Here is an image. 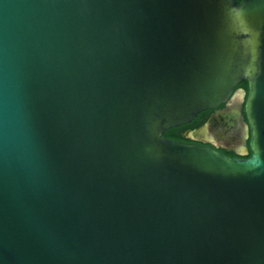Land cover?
Here are the masks:
<instances>
[{"label": "water", "instance_id": "95a60500", "mask_svg": "<svg viewBox=\"0 0 264 264\" xmlns=\"http://www.w3.org/2000/svg\"><path fill=\"white\" fill-rule=\"evenodd\" d=\"M0 264H264V0H0Z\"/></svg>", "mask_w": 264, "mask_h": 264}, {"label": "flooded vegetation", "instance_id": "af4514ba", "mask_svg": "<svg viewBox=\"0 0 264 264\" xmlns=\"http://www.w3.org/2000/svg\"><path fill=\"white\" fill-rule=\"evenodd\" d=\"M229 107L230 106L226 104H222L214 109L203 110L198 115H196V117H194L191 122H189L192 123L193 121H199V124L190 128L185 127L183 129H177L175 134L179 137H185L186 130L193 129L202 125L203 123H207L209 125V129L206 133L202 134V138L209 141L206 142L204 140H197L193 142L200 145H210L215 150L230 157H247L250 154L248 149V139L241 133V124H237L226 131H223L220 126L213 124V119L217 116V114L227 110ZM240 122L246 125V120L242 109ZM171 139L190 142L189 140H182L175 137ZM243 149H246L247 153L242 152Z\"/></svg>", "mask_w": 264, "mask_h": 264}, {"label": "trees", "instance_id": "16d2710c", "mask_svg": "<svg viewBox=\"0 0 264 264\" xmlns=\"http://www.w3.org/2000/svg\"><path fill=\"white\" fill-rule=\"evenodd\" d=\"M239 1H241V0H235V2L236 3H238ZM238 87H242V88H244L245 90H246V81L245 80H243V81H241L239 84H238ZM197 124H199V121H193L192 123H188V124H185V125H180V126H177V127H173V128H170V129H167L165 132H164V136L166 137V138H180V139H182V140H188L187 138H185V137H179V136H177L176 134H175V132H176V130L177 129H183V128H185V127H187V128H190V127H194V126H196Z\"/></svg>", "mask_w": 264, "mask_h": 264}]
</instances>
